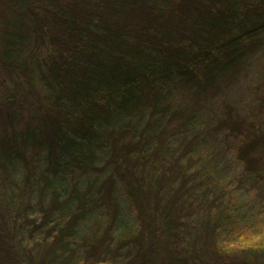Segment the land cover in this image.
Here are the masks:
<instances>
[{
	"label": "trees",
	"instance_id": "16d2710c",
	"mask_svg": "<svg viewBox=\"0 0 264 264\" xmlns=\"http://www.w3.org/2000/svg\"><path fill=\"white\" fill-rule=\"evenodd\" d=\"M4 1L0 264H264V0Z\"/></svg>",
	"mask_w": 264,
	"mask_h": 264
},
{
	"label": "rangeland",
	"instance_id": "374dc122",
	"mask_svg": "<svg viewBox=\"0 0 264 264\" xmlns=\"http://www.w3.org/2000/svg\"><path fill=\"white\" fill-rule=\"evenodd\" d=\"M13 12L15 14H13ZM19 13L18 9L16 10L15 8H9V5L3 2V0H0V34L3 33L2 29L3 26L2 22L4 24V19L7 18H13L14 16L17 17V14ZM0 47V51H1ZM262 53V52H261ZM260 53V54H261ZM261 70L260 67L254 66L248 70V75L247 77H242L240 80L235 83L236 87L234 86V90L238 93L239 96L243 95L244 90L249 89L252 90L258 77V73ZM262 73V72H261ZM6 73V70L3 68V65L0 64V92L3 90L4 84L10 83L11 82V77L8 76ZM257 78V79H256ZM238 83V84H237ZM238 85V86H237ZM257 85H255L254 89L252 91L248 92V95H253V92H255ZM20 107H15L16 110H18ZM14 108H8L7 106H3V104L0 105V137L2 138L5 136L7 130L12 131V130H17V129H25L26 125L30 124L29 126L36 125L37 117H33L32 112L34 109H29L28 106L21 107L20 113L15 117L17 118L16 120L10 122V119H13L14 117H8L9 113L13 110ZM10 118V119H9ZM19 118V119H18ZM9 120V121H8ZM8 122V123H7ZM7 123V125H6ZM9 123L11 124V127H9ZM6 129V132L4 130ZM231 157V155H229ZM222 159L219 160L220 167L222 168L225 166L227 168V171H231L230 173L232 175L238 173L239 171L236 169V165L232 162H229L230 160L227 158L220 157ZM226 172L227 174H224L225 176L227 175L230 177V174ZM226 176V178H228ZM236 183V182H234ZM239 192L242 194L241 198V213L246 214L247 217H253L258 215L261 211L264 210V189L259 188L257 186L252 185V182L245 181V183H242V185L239 186ZM126 214H129L125 213Z\"/></svg>",
	"mask_w": 264,
	"mask_h": 264
}]
</instances>
